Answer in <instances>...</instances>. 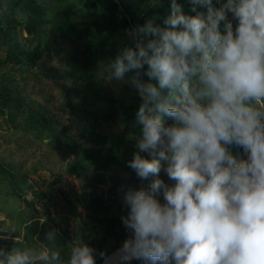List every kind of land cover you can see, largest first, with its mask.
Returning <instances> with one entry per match:
<instances>
[{
	"label": "clouds",
	"instance_id": "clouds-1",
	"mask_svg": "<svg viewBox=\"0 0 264 264\" xmlns=\"http://www.w3.org/2000/svg\"><path fill=\"white\" fill-rule=\"evenodd\" d=\"M190 5L191 15L170 0L163 26L149 19L126 30L131 43L97 69L108 83L129 82L141 101L127 166L148 183L123 193L130 236L115 258L264 264V0ZM57 240L51 229V247H0V264H96L95 249L79 238L65 261Z\"/></svg>",
	"mask_w": 264,
	"mask_h": 264
},
{
	"label": "rangeland",
	"instance_id": "rangeland-1",
	"mask_svg": "<svg viewBox=\"0 0 264 264\" xmlns=\"http://www.w3.org/2000/svg\"><path fill=\"white\" fill-rule=\"evenodd\" d=\"M119 17L128 20L140 21L153 18H164L170 12L168 2L170 0H117ZM73 2V1H72ZM214 7H220L223 3L212 0ZM73 4L65 5L62 10L75 19L84 21H103L110 13L111 2L109 0H75ZM74 3V4H75ZM186 14L191 12V5H181ZM151 7L162 9V14L154 17H146ZM7 9V0H0V14ZM206 11V9H202ZM229 18L231 14L229 13ZM235 25V22H233ZM131 26L124 24L109 40L101 64H107L115 58L120 49L129 45L126 30ZM22 41L28 43L25 33L21 35ZM101 38L96 33L92 41ZM1 47L0 54H3ZM98 67H89L64 86L52 84L46 81L32 86H25L24 93L40 102L44 107L55 113L60 124L73 137L78 130L92 131L100 136V143L89 141L83 137L78 139L81 148L96 150L101 153L109 150H118L123 154L125 161L112 173H105L95 169L88 170L81 175L65 172L66 165L72 161L73 155H59L47 152L35 144L28 147L27 151L19 146V139L8 130L0 121V156L11 163L22 166L25 174V184L19 199L11 200L0 195V237H16L0 239V247L11 250L13 247L38 248L29 245L22 239V232L31 220L40 225L48 220L58 233L75 243L77 238L95 249L96 258L103 251L107 256L129 238L130 233L122 223V216L128 214L122 199L109 194L100 184V176H110L125 185L131 186L137 178L135 172L127 166L132 159L135 148V137L140 135V125L135 123V118L116 117L104 118L102 108L111 104L112 100L119 99L126 105H133L137 101L138 94L129 82L108 83L97 75ZM14 77L24 74L27 69L22 66H8L3 70ZM132 73L126 75L128 81ZM28 92V93H27ZM68 104L73 108L72 112H64L60 104ZM167 124L172 121L165 118ZM77 138V137H76ZM234 147V146H233ZM232 147V148H233ZM141 155H147L141 153ZM160 178L166 183L169 181L163 171ZM145 185L144 181L141 186ZM162 201V197H161ZM15 230L12 232L11 230ZM132 259L128 264H132ZM117 264V263H115Z\"/></svg>",
	"mask_w": 264,
	"mask_h": 264
},
{
	"label": "trees",
	"instance_id": "trees-1",
	"mask_svg": "<svg viewBox=\"0 0 264 264\" xmlns=\"http://www.w3.org/2000/svg\"><path fill=\"white\" fill-rule=\"evenodd\" d=\"M109 1L111 11L99 22L75 19L62 10L65 5L76 6L75 0H7V9L0 14V50L2 47L4 51L0 54V121L16 135L20 148L25 151L35 144L47 152L73 155L72 161L65 167V172L69 174L81 175L91 169L112 173L125 159L118 150H109L103 154L81 148L78 139L85 137L89 141L100 143V136L92 131L78 130L73 137L65 126L60 124L55 113L31 95L24 93L26 91L23 88L29 84L34 86L41 81L64 86L67 82L81 77L89 67L101 65L100 60L109 40L124 24L133 27L143 25L149 20L145 17L140 21H130L126 17L121 20L118 1ZM177 3L190 5V0H177ZM160 14L161 8L151 7L146 17ZM164 18L150 19L154 24L163 26ZM23 33L28 38V43L22 41ZM96 33L101 34V38L92 41ZM8 66H22L27 71L16 78L3 71ZM140 103L139 96L133 105H126L119 99L112 100L110 105L102 108V114L106 119H132L135 118ZM60 109L65 113L73 111L70 105L62 103ZM231 152L237 158L244 157L242 149L235 146L231 148ZM21 168V165L13 164L0 156V195L3 198H20L26 182ZM141 182L136 178L131 186H127L110 176H100L99 180L100 184L108 185L104 187L109 194L121 199L129 188L141 187ZM144 183L147 184L148 181ZM51 229L54 228L48 220L40 225L32 222L25 226L21 234L22 239L29 245L39 247L40 243L44 242L46 246L51 247L45 241V233ZM57 244L63 249L62 256L66 261L69 247L73 243L58 233ZM102 260L103 258L98 256L96 264H100ZM132 264L151 262L135 259Z\"/></svg>",
	"mask_w": 264,
	"mask_h": 264
},
{
	"label": "water",
	"instance_id": "water-1",
	"mask_svg": "<svg viewBox=\"0 0 264 264\" xmlns=\"http://www.w3.org/2000/svg\"><path fill=\"white\" fill-rule=\"evenodd\" d=\"M119 248H120V247H119ZM119 248H117L116 250H114L113 252H111L110 254H108V255L106 256V257H108V258H112V259L110 260L109 264H115V263H117V260H116V258H115V254L117 253V250H118ZM100 264H105V259H103V260L101 261Z\"/></svg>",
	"mask_w": 264,
	"mask_h": 264
}]
</instances>
